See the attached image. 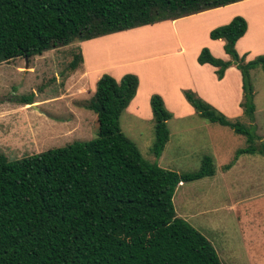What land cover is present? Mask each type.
<instances>
[{
  "label": "trees",
  "instance_id": "16d2710c",
  "mask_svg": "<svg viewBox=\"0 0 264 264\" xmlns=\"http://www.w3.org/2000/svg\"><path fill=\"white\" fill-rule=\"evenodd\" d=\"M239 1L0 0V63ZM245 30L239 16L211 29L208 38L222 41L228 60L212 57L206 48L195 60L213 67L217 80L228 67L239 72L238 106L252 122L249 74L257 67L264 74V54L249 61L237 55L234 45ZM78 51L67 65L69 72L82 62ZM137 84L133 74L118 81L102 74L96 80L85 105L96 116L94 139L14 161L0 155V264H222L207 239L176 217L172 205L177 186L213 176L210 157L203 156L192 173L164 170L142 159L118 127ZM180 93L200 120L244 138L234 159L243 154L264 157V141L257 143L248 127L225 118L193 91ZM148 106L151 153L158 157L168 141L170 113L156 94L150 95Z\"/></svg>",
  "mask_w": 264,
  "mask_h": 264
},
{
  "label": "rangeland",
  "instance_id": "374dc122",
  "mask_svg": "<svg viewBox=\"0 0 264 264\" xmlns=\"http://www.w3.org/2000/svg\"><path fill=\"white\" fill-rule=\"evenodd\" d=\"M220 21L222 18L202 22L198 29L181 35L170 31L169 26L162 31L140 32L116 40L109 50L108 44H95L90 49L97 58L98 67L107 65L108 59H123L126 54L131 60H138L151 51H168L173 43H203L196 32H202L200 28L204 23L205 26ZM79 45L74 42L30 59L15 58L0 63V155L8 161L63 147L73 141L85 142L95 138L96 116L85 109L92 96L91 85L82 76L78 77L80 65L74 71L67 70L72 55L79 52ZM194 46H188L190 51ZM178 65V61L171 59L150 63L141 74L150 78L176 77ZM131 67L140 69L135 63H129L128 68ZM249 75L255 94L253 121L249 122L243 116L231 118L216 110L230 121L248 127L261 144L264 141V74L257 67ZM200 77L198 74V79ZM230 87L226 90V99L233 101L234 83ZM21 99H28L30 104L23 105ZM140 103L139 114L143 116L146 114L143 99ZM168 106L174 111L168 110V141L158 157L151 153V118L124 110L118 118V127L142 159L164 170L177 174L192 173L203 156L210 157L214 168L211 178L175 188L172 205L176 217L185 220L207 239L222 264H264V251L253 244L249 246L251 243L247 241V236L252 234L255 238L259 228H264V158L240 155L234 170L223 176V167H232L235 151L245 146L244 138L227 127L210 124L195 115L175 116L183 109L177 103L168 102ZM222 108L228 114L233 112L231 106ZM254 179L256 183L252 186L250 182ZM223 180L238 185L234 188L230 183H222Z\"/></svg>",
  "mask_w": 264,
  "mask_h": 264
},
{
  "label": "crops",
  "instance_id": "0c3cea01",
  "mask_svg": "<svg viewBox=\"0 0 264 264\" xmlns=\"http://www.w3.org/2000/svg\"><path fill=\"white\" fill-rule=\"evenodd\" d=\"M235 16L241 17L246 23V30L244 34L235 42L234 45V49L237 55H243L244 60L249 61L252 60L255 56L264 54V0H240L239 2L224 7L202 11L190 16L176 19L174 21H163L152 25L113 33L99 38L80 42L79 50L82 62L80 64L81 68L79 69L77 75L78 77L82 76V78H84V81L88 85H91L90 95L94 91L96 80L102 74L109 75L115 81H118L124 74L135 75L138 80L137 88L134 97L131 99L125 110L135 115L139 114V108L141 109L140 101L141 99H143L144 108L146 107V114L143 115L145 118H151V113H149L150 109L148 110L147 107L149 108L148 100L150 95L152 94H156L161 98L164 108L167 111H174L173 108L168 106V102H170V104L172 105L174 103H177L183 109V112L181 114H176L175 116L195 115L193 109L184 101L180 93V91L183 89H189L193 91L204 102L208 103L214 109L225 113L231 118L242 116L241 109L239 107L236 108L241 100V81L239 72L234 67H228L224 71L222 78L220 80H217L213 73V67L207 64L198 65L195 60L201 48H206L209 51L210 55L214 58H218L222 61L228 60V57L222 50V41L210 40L208 38V32L215 27L227 24ZM215 18H222V21L204 26L205 23H208ZM202 22H205L202 25V28H200L202 32H196V36H200L201 39L204 40L203 43L192 44L191 42L190 45L189 43L184 42H179L176 44L173 43V45H169L168 51L159 53L151 51L149 54L141 56L138 60H131L129 57H127L126 54L125 56H123V59H121L122 57L116 59H108L107 65L98 67L97 58L96 56L92 55V51L90 49L91 46H96L95 44H108L107 50H109L111 46L115 45V41L119 40L120 38L131 37L135 34H139L140 32L150 33L155 30L162 31L165 29V27L168 26L170 31H174L178 34L186 32L188 30L194 31L195 29L199 28ZM188 46H194V49L190 51ZM187 53L190 54L187 55ZM169 59L178 61L179 63L178 70L176 71V77L168 75L166 77L150 78L149 76L141 74V70L146 69L150 63H162L166 62V60ZM129 63H135V65L138 64L140 69H135L132 67L128 68ZM92 73L93 77L91 76ZM198 74L201 76V80L198 79ZM91 77L92 80L90 81ZM232 83H234L235 91V99H233V101H231L230 99H226V90H229L231 88L230 86L232 85ZM184 103H186L188 107ZM225 105L231 106L233 108V112L228 114V112H226V110L222 108ZM140 116L143 117L142 115ZM243 155L249 156L251 158L253 156H259L256 154ZM239 156L235 158V164L232 165V167H223V176H225L227 173H231L234 170L236 164L241 158ZM222 183H227L228 185L230 183V186H233L234 188L236 185H238L235 184L236 182L228 180H223ZM255 183L256 179L250 182L252 186L255 185ZM259 229L260 232L258 234H255V238H252L251 234L247 236V241L251 243L248 244L249 246H252L253 244L256 248H260V251H264V228L261 227Z\"/></svg>",
  "mask_w": 264,
  "mask_h": 264
}]
</instances>
